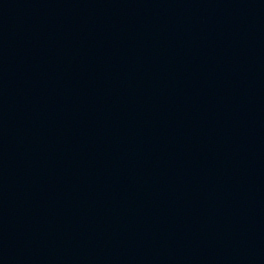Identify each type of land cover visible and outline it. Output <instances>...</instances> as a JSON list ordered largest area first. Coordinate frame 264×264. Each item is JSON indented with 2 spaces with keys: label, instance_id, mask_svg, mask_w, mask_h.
I'll return each mask as SVG.
<instances>
[{
  "label": "water",
  "instance_id": "water-1",
  "mask_svg": "<svg viewBox=\"0 0 264 264\" xmlns=\"http://www.w3.org/2000/svg\"><path fill=\"white\" fill-rule=\"evenodd\" d=\"M0 264H264V0H0Z\"/></svg>",
  "mask_w": 264,
  "mask_h": 264
}]
</instances>
